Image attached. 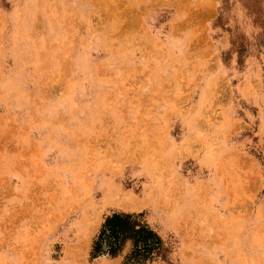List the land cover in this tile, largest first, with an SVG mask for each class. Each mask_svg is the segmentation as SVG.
I'll return each instance as SVG.
<instances>
[{
	"label": "rangeland",
	"instance_id": "rangeland-1",
	"mask_svg": "<svg viewBox=\"0 0 264 264\" xmlns=\"http://www.w3.org/2000/svg\"><path fill=\"white\" fill-rule=\"evenodd\" d=\"M116 212L264 264V0H0V264H122Z\"/></svg>",
	"mask_w": 264,
	"mask_h": 264
},
{
	"label": "trees",
	"instance_id": "trees-1",
	"mask_svg": "<svg viewBox=\"0 0 264 264\" xmlns=\"http://www.w3.org/2000/svg\"><path fill=\"white\" fill-rule=\"evenodd\" d=\"M142 214L116 212L108 216L96 235L90 257H123L122 264H152L164 261L169 249L165 242L147 223Z\"/></svg>",
	"mask_w": 264,
	"mask_h": 264
},
{
	"label": "bare ground",
	"instance_id": "bare-ground-1",
	"mask_svg": "<svg viewBox=\"0 0 264 264\" xmlns=\"http://www.w3.org/2000/svg\"><path fill=\"white\" fill-rule=\"evenodd\" d=\"M134 202H135V201H134ZM128 203H129V201H128ZM128 203H127V204H128ZM127 204H126V205H127ZM129 207H130V206H129ZM131 207H133V206H131ZM124 208H125V207H124ZM126 208H127V206H126ZM135 208H136V207H135Z\"/></svg>",
	"mask_w": 264,
	"mask_h": 264
}]
</instances>
